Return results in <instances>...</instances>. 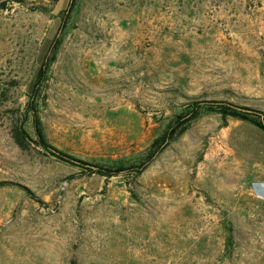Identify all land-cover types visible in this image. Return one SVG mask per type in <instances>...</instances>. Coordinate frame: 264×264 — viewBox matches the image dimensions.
Wrapping results in <instances>:
<instances>
[{"label":"rangeland","instance_id":"1","mask_svg":"<svg viewBox=\"0 0 264 264\" xmlns=\"http://www.w3.org/2000/svg\"><path fill=\"white\" fill-rule=\"evenodd\" d=\"M0 0V264H264V130L216 111L138 177H105L14 140L130 167L196 102L264 111V0Z\"/></svg>","mask_w":264,"mask_h":264},{"label":"trees","instance_id":"2","mask_svg":"<svg viewBox=\"0 0 264 264\" xmlns=\"http://www.w3.org/2000/svg\"><path fill=\"white\" fill-rule=\"evenodd\" d=\"M70 5H73V0L71 1ZM61 44L62 39L59 36H56L50 43L48 52L45 55H43L45 51V48H43L42 55L40 57L41 62L37 67L33 79L31 80L28 87V112L33 113L34 135L32 136L27 130H25L22 124L16 125L14 127V140L22 149H30L32 145L35 144L36 146L42 148V150H44L47 154L57 158L58 160L76 167H81L90 173H98L105 177H114L128 173L131 175H135V177H138L146 170L149 163L153 161V159L157 155H159L174 138L178 137L183 133V131L186 130V125L199 117L200 110L203 108L207 111L219 112L224 118L230 116L237 119L249 121L264 130V111L236 106L227 102H196L194 103L192 110L177 116L175 122L176 126L171 127L160 138L156 139L153 142L145 162L130 167L117 166L112 168L88 164L51 145L46 137L42 120L38 116L37 100L42 93L43 86L47 80L50 65L55 60ZM92 166H95L96 168L94 169L92 168Z\"/></svg>","mask_w":264,"mask_h":264},{"label":"crops","instance_id":"3","mask_svg":"<svg viewBox=\"0 0 264 264\" xmlns=\"http://www.w3.org/2000/svg\"><path fill=\"white\" fill-rule=\"evenodd\" d=\"M254 191L260 198L264 199V183L254 185Z\"/></svg>","mask_w":264,"mask_h":264},{"label":"water","instance_id":"4","mask_svg":"<svg viewBox=\"0 0 264 264\" xmlns=\"http://www.w3.org/2000/svg\"><path fill=\"white\" fill-rule=\"evenodd\" d=\"M92 168H94V169H95L96 167H95V166H92Z\"/></svg>","mask_w":264,"mask_h":264}]
</instances>
